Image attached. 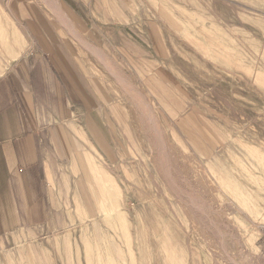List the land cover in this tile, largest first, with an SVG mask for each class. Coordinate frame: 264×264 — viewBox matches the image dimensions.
Masks as SVG:
<instances>
[{
    "label": "rangeland",
    "instance_id": "obj_1",
    "mask_svg": "<svg viewBox=\"0 0 264 264\" xmlns=\"http://www.w3.org/2000/svg\"><path fill=\"white\" fill-rule=\"evenodd\" d=\"M31 1V50L53 34L82 83L50 123L51 216L0 264H264V0ZM28 20L0 0L22 50Z\"/></svg>",
    "mask_w": 264,
    "mask_h": 264
},
{
    "label": "crops",
    "instance_id": "obj_2",
    "mask_svg": "<svg viewBox=\"0 0 264 264\" xmlns=\"http://www.w3.org/2000/svg\"><path fill=\"white\" fill-rule=\"evenodd\" d=\"M10 4L29 19L30 29L27 50L20 51L0 73V238L51 216L46 164L53 154L60 153L59 142L65 134L59 126L52 130L50 123L53 115L66 114L67 104L62 99L67 83L76 91L81 89L78 82L82 83L79 67L65 66L62 61L71 59L72 52L53 34L36 35V49L31 50V6L36 4L31 0H10ZM42 26L47 27L46 22ZM52 59L61 60L55 73L49 65ZM95 121L100 123L97 116ZM91 129L92 137H98L94 125ZM54 144L56 153L52 152Z\"/></svg>",
    "mask_w": 264,
    "mask_h": 264
},
{
    "label": "bare ground",
    "instance_id": "obj_3",
    "mask_svg": "<svg viewBox=\"0 0 264 264\" xmlns=\"http://www.w3.org/2000/svg\"><path fill=\"white\" fill-rule=\"evenodd\" d=\"M45 1V0H44ZM46 2H49L51 4V8L56 12L57 15H59L62 19V21H67L65 19V17L63 15H61L60 11H57V4L54 3V1L51 3V0H46ZM64 17V18H63ZM67 23V22H66ZM75 32V31H74ZM6 33V32H5ZM16 33V32H15ZM73 33V32H72ZM11 34V33H9ZM4 35V34H3ZM19 36V34H18ZM2 37V38H1ZM15 37V36H14ZM10 39V38H9ZM18 39V38H17ZM19 42V41H18ZM17 42V43H18ZM23 45V43H22ZM0 46H4L5 49H3L2 47H0V58H2L4 55H8L7 57L9 58H16L18 56V53H20V51H22L23 47L21 46H16L13 44V41H6V38L4 39L3 36H0ZM7 46V47H6ZM88 47V46H87ZM2 49V50H1ZM1 69V68H0ZM116 75L117 77L119 78V80L122 82V83H127L126 85H128V82L127 80L118 72H116ZM129 87V86H128ZM143 106V104H141ZM140 105V106H141ZM147 113V116L149 117V119L151 118V114L149 113V110L148 112L146 111ZM150 114V115H149ZM153 116V115H152ZM148 119V120H149ZM150 122L152 123V119L150 120ZM153 124V123H152ZM156 129H154L155 131H157V127H155ZM159 140L161 141V135L159 134V131L156 132ZM202 207L200 206L198 209H201Z\"/></svg>",
    "mask_w": 264,
    "mask_h": 264
}]
</instances>
